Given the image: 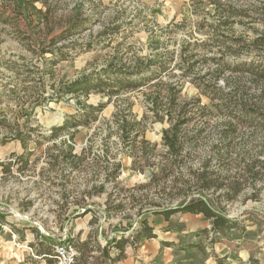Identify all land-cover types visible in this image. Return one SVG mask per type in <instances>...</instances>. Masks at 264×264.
Segmentation results:
<instances>
[{"label": "rangeland", "instance_id": "obj_1", "mask_svg": "<svg viewBox=\"0 0 264 264\" xmlns=\"http://www.w3.org/2000/svg\"><path fill=\"white\" fill-rule=\"evenodd\" d=\"M78 20L79 27L73 28ZM261 35L264 0H0V264H49L39 254L50 251L54 255L59 243L79 235L80 240L96 238L103 246L127 228L126 236L131 237L142 222L138 208L131 205L125 212L108 216L107 193L88 191L104 177L94 173V154L101 158L107 146L114 152L121 147L117 135L107 137L106 122L116 112L115 101L122 106L132 103L141 119L152 106L153 82L123 90L110 102L97 90L88 97L69 94L58 100L56 89L84 75L122 66L135 69L139 62L172 54L171 74L163 80L176 81L183 71L177 67L182 47L195 55L190 61L192 76L211 73L220 63L233 67L242 62L264 63V46L256 44ZM190 77L181 80L179 100L201 97L202 104L212 107L211 98L201 95ZM225 77L234 82L240 79L249 92L259 94L263 87L248 72L229 70ZM42 94L54 95L53 100H44ZM79 99L107 105L90 124L62 128L70 115L81 111ZM142 126L145 138L158 143L161 150L163 131L171 123L149 115ZM186 128L190 133L205 129V138L183 166L187 172L210 155L222 118L198 117ZM238 130L223 175L242 171L258 157L264 161V154L258 156L264 153V132L244 125ZM16 135L26 139L27 148ZM69 144L75 153L86 156L82 169L69 163ZM119 160L123 171L118 180L125 187L148 183L155 170L134 171L133 156L121 151ZM257 168L264 171V166ZM80 199L93 209L85 216L78 215L83 212L77 211ZM65 202L70 207L62 210ZM223 205L236 223L218 233L211 231V221L202 214L176 213L162 222L149 214L157 236L138 242L130 239L117 264H264V173L249 178L240 195ZM189 244L198 246L189 248ZM52 264H58L57 259Z\"/></svg>", "mask_w": 264, "mask_h": 264}, {"label": "trees", "instance_id": "obj_2", "mask_svg": "<svg viewBox=\"0 0 264 264\" xmlns=\"http://www.w3.org/2000/svg\"><path fill=\"white\" fill-rule=\"evenodd\" d=\"M78 24L79 20L73 23V28L79 27ZM256 44L264 46V36L258 37ZM186 49L187 47H182L177 55L180 58L177 67L183 71L176 81L163 80L164 75L171 74V62L175 59L172 54L170 57L146 64L139 62L135 69L122 66L84 75L64 83L55 90L54 94L58 100L61 96L69 94H84L88 97L92 91L97 90L107 95L110 102L123 90H135L152 82L151 87L154 88L149 97L152 106L146 109L141 119L133 112L132 103L122 106L115 101L116 112L106 122L109 128L107 137L117 135L121 140V147L118 149L119 152H114L111 146L105 144L107 149L101 158L94 154L91 164L94 173L101 172L104 177L99 184L94 183L91 191H88V194L107 193L105 204L108 216L125 212L130 205L137 207L142 218L141 225L133 229L131 237L126 236V230H130L127 228L125 232L112 237L103 246L91 236L84 240H80L79 235L73 237L71 241L76 246L78 255L72 264H117L124 257L125 247L130 239L138 242L143 238L157 236L155 227L149 222V214L162 215L167 221L176 213L202 214L211 221V231L221 232L236 223V220L228 215L223 204L234 201L245 188L249 178L256 179L263 175V169L257 168L259 165L264 166V161L259 157L246 163L243 170L234 175H223L221 170L230 164L234 138L239 132L240 125L264 132V63L242 62L235 67L220 63L211 73L192 76L193 63L190 61L195 55L187 53ZM229 70L231 73L239 72L242 75L248 72L253 80L263 82L260 93L249 92L246 84H241L240 79L234 82L225 77V71ZM207 75L210 77L207 78ZM188 76H192L190 80L197 85L201 95L211 98L212 107L202 104L201 97L188 101L179 100L183 89L181 80ZM53 97L54 95L47 97L42 94L44 100H53ZM78 102L82 105L81 111L70 115L62 128L90 124L98 118L96 112L102 111L107 105L106 102L95 106L81 99ZM149 115L157 120L166 119L171 123L170 128L163 131L161 150H158V143H151L144 136L142 125ZM213 116L222 118V129L218 132L216 143L211 147L210 155L196 169L184 171L183 166L187 159L205 138L203 135L205 129L190 133L186 127L195 118ZM73 137L74 133L71 134V138ZM14 138L21 140L23 146L27 148L24 137L16 135ZM63 143L66 144L65 141ZM66 147L69 163L73 168L82 169L86 156L75 153L72 144ZM120 151L122 154L133 156L131 168L134 171L145 173L148 169L155 168L148 183L134 188L121 185L122 182L118 179L123 171V163L121 160L117 161ZM262 154L264 153L260 151L258 156ZM257 192L259 193V190ZM203 193L211 197H204ZM258 193L254 192L252 195L256 197ZM177 200L181 201L175 203ZM76 202L79 205L77 211L84 209L79 216H85L93 211L84 199ZM147 204L150 205L149 209H145ZM69 207L70 204L65 202L62 210ZM71 220L72 215L69 217V221ZM197 246L189 244V248ZM112 250L118 253L112 255ZM95 251L100 253L99 257L94 255ZM39 255H42L49 264L56 262L50 251Z\"/></svg>", "mask_w": 264, "mask_h": 264}, {"label": "built area", "instance_id": "obj_3", "mask_svg": "<svg viewBox=\"0 0 264 264\" xmlns=\"http://www.w3.org/2000/svg\"><path fill=\"white\" fill-rule=\"evenodd\" d=\"M84 211V209H82ZM5 228V226H2ZM78 255V250L74 243L70 240L59 243L55 246L54 256L58 264H72L75 257Z\"/></svg>", "mask_w": 264, "mask_h": 264}, {"label": "crops", "instance_id": "obj_4", "mask_svg": "<svg viewBox=\"0 0 264 264\" xmlns=\"http://www.w3.org/2000/svg\"><path fill=\"white\" fill-rule=\"evenodd\" d=\"M186 214H189V213H186ZM195 215H197V214H195ZM157 217H158V222H162L163 221V216L162 215H157ZM1 239H2V237H0ZM0 243H1V241H0ZM6 243V242H5ZM5 243H3V245L5 244ZM6 262V261H5ZM2 264H4V263H2Z\"/></svg>", "mask_w": 264, "mask_h": 264}]
</instances>
